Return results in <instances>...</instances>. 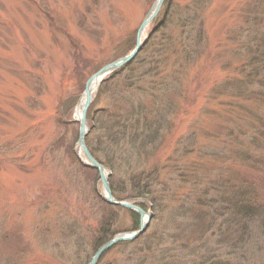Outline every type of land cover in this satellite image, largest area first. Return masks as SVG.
I'll list each match as a JSON object with an SVG mask.
<instances>
[{
  "label": "rangeland",
  "instance_id": "rangeland-1",
  "mask_svg": "<svg viewBox=\"0 0 264 264\" xmlns=\"http://www.w3.org/2000/svg\"><path fill=\"white\" fill-rule=\"evenodd\" d=\"M157 1L0 0V264H90L140 230L138 212L102 202L76 111ZM168 8L87 111L112 196L151 214L98 264H264V221L234 205L250 188L264 207V0Z\"/></svg>",
  "mask_w": 264,
  "mask_h": 264
},
{
  "label": "water",
  "instance_id": "water-1",
  "mask_svg": "<svg viewBox=\"0 0 264 264\" xmlns=\"http://www.w3.org/2000/svg\"><path fill=\"white\" fill-rule=\"evenodd\" d=\"M164 2H165V0H158L157 4L155 6V9L149 14V16L143 22V24L139 30V33H138L137 44H136V47L134 48V50L131 53H129L128 55H126L125 57L113 62L112 64H110L106 67H104L100 72H98L96 75H94L89 80V83L87 86L86 94L84 97L85 98V105H84V108L82 110L81 117L78 119L81 123L80 138H79L80 144L84 150V153L88 157L89 161L92 163V166L94 168H98L100 173H101L103 184L105 187V192H106L105 197H106V200L108 201V203L118 204V205H121L125 208L135 210L136 212L139 213V215L141 217V228L138 232H134V233H131V234L126 235V236H124L123 234L117 235L115 238H113L112 240L107 242L95 254V256L92 259L90 264H98V262L101 260L102 256L106 252L111 250L114 246H116L117 244L123 243V242H128V241H133L136 238L140 237L141 235H143L147 231V229L150 225L151 214L147 213L142 208L134 206L130 202H122V203L116 202V200L112 196L110 188H109L110 187L109 183H108V176L109 175L107 176L105 174L104 167L92 156V154L90 153L89 149L86 146L85 141H86V136H87V131H88L87 130V111L93 102L94 91L97 90L98 84L100 82H102L110 73L121 69L122 67H124L126 64L130 63L132 60H134L137 57V55L140 53V51L143 49L144 45L147 42V38H144L145 31L149 27V25H151L154 18L159 14Z\"/></svg>",
  "mask_w": 264,
  "mask_h": 264
},
{
  "label": "trees",
  "instance_id": "trees-1",
  "mask_svg": "<svg viewBox=\"0 0 264 264\" xmlns=\"http://www.w3.org/2000/svg\"><path fill=\"white\" fill-rule=\"evenodd\" d=\"M171 2H172V0H166L165 1L164 5H163V8H162V10H161V12L159 14V16L155 20V24L158 23L160 19L167 17V13H168V11L170 9L168 7L170 6ZM200 33L204 34L205 31L200 29ZM123 43H124L123 45L125 47L122 49V51L120 52V54L118 56H116V58L113 61H115V60H117L119 58H122V57L126 56L127 54H129L135 48V44H136V34H135L133 40L130 41V43L128 41L123 42ZM122 71L123 70L113 73L114 75H112V77L113 78H116L118 75L121 74ZM103 90H104V88L100 89V92H99L100 95L102 94V91ZM96 107H97L96 105L92 106V108L88 112V119L90 121H93L94 120V116L96 115V111H97V108ZM108 129H109V133H107V134L111 135V138L112 137L114 139H118L119 138V134L120 133H119L118 130H116L114 127L108 128ZM113 182L115 184V181L114 180L111 181L110 183H112V185H113ZM249 189L250 188H248L247 190L242 191V193L239 196L240 198L236 199V202H235L234 205H235V210L237 211V213H236L235 216H237L240 219H243V221L245 220V222L247 220H251V221H254V222H256L257 220L264 221V207L263 206L254 205V202H253V199H252L253 192L252 191H249ZM140 193L137 195V197H141L142 196L141 190H140ZM102 202L105 203L107 206L110 207V205L108 203L104 202L103 200H102ZM143 208H144V210H146L145 209V206ZM134 216L137 218L136 219L137 220V223L136 224H137V227H138L140 225V217L138 215H136V213L134 214ZM108 241H109V239L106 238V239H104L102 241V244L103 243H106ZM124 243L126 244V242H124Z\"/></svg>",
  "mask_w": 264,
  "mask_h": 264
},
{
  "label": "bare ground",
  "instance_id": "bare-ground-1",
  "mask_svg": "<svg viewBox=\"0 0 264 264\" xmlns=\"http://www.w3.org/2000/svg\"><path fill=\"white\" fill-rule=\"evenodd\" d=\"M145 37V35H144ZM80 105L78 106L77 108V111H76V118L79 119L81 117V113H82V110L84 108V105H85V98H83L82 102L79 103Z\"/></svg>",
  "mask_w": 264,
  "mask_h": 264
}]
</instances>
